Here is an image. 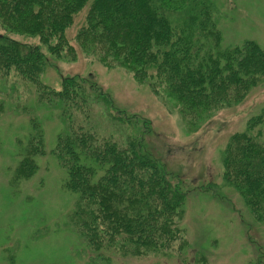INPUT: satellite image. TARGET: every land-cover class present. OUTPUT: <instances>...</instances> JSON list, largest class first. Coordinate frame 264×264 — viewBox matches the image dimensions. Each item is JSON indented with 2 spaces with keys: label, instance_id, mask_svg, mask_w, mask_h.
I'll return each mask as SVG.
<instances>
[{
  "label": "trees",
  "instance_id": "trees-1",
  "mask_svg": "<svg viewBox=\"0 0 264 264\" xmlns=\"http://www.w3.org/2000/svg\"><path fill=\"white\" fill-rule=\"evenodd\" d=\"M227 4L226 0H0V74L13 69L32 85L40 103L60 111L65 129L56 138L53 154L66 173L65 188L78 195L71 221L93 252L111 249L147 255L166 248L180 234L174 219L183 206L182 193L163 166L137 152L134 144L126 150L111 138L84 130L81 121L74 124L71 113L82 111L85 87L65 81L62 91L49 89L41 79L48 54H73L67 30L84 14L76 34L82 52L132 73L139 84L172 100L191 122L189 118L238 103L264 78V49L259 44L224 43L222 25L232 11ZM21 36L39 44L21 42L17 39ZM87 111L83 113L88 115ZM30 124L28 144L20 143L16 153L18 174H34L38 169L34 157L45 152L40 123L32 119ZM258 124L234 137L224 167L226 181L264 220V142L253 136ZM107 235L113 242L105 239Z\"/></svg>",
  "mask_w": 264,
  "mask_h": 264
},
{
  "label": "rangeland",
  "instance_id": "rangeland-1",
  "mask_svg": "<svg viewBox=\"0 0 264 264\" xmlns=\"http://www.w3.org/2000/svg\"><path fill=\"white\" fill-rule=\"evenodd\" d=\"M226 2L232 11L222 25L224 43L252 40L264 49V0ZM84 17L67 30L73 54H48L42 82L57 92L65 81L83 84L86 102L71 113L74 124L81 121L84 130L126 150L134 144L163 166L182 193L174 219L180 234L147 255L93 252L71 221L78 195L65 188L66 173L53 154L64 119L56 107L40 103L32 85L12 69L0 74V264H264V220L226 181L224 167L230 143L250 124L259 123L253 136L264 142V78L238 103L189 122L172 100L139 84L132 73L82 52L76 34ZM32 119L43 130L45 152L34 157V174H18L16 153L20 143L28 144Z\"/></svg>",
  "mask_w": 264,
  "mask_h": 264
}]
</instances>
